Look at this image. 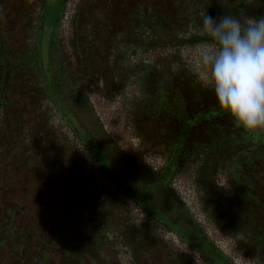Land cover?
Masks as SVG:
<instances>
[{
  "label": "trees",
  "instance_id": "trees-1",
  "mask_svg": "<svg viewBox=\"0 0 264 264\" xmlns=\"http://www.w3.org/2000/svg\"><path fill=\"white\" fill-rule=\"evenodd\" d=\"M241 10L264 15V0H87V34L82 27L80 36L87 44V100L94 114L92 98L117 108L142 155L106 132L105 147L90 148L83 201L54 192V206L62 199L73 210L81 205L77 218L39 239L24 228L16 230V241L13 230L9 239L0 234V264H104L110 253L119 256L128 248L135 254V246H145L140 250L149 257L175 253L192 260L196 251L205 264H236L209 231L244 262L264 264V136L253 139L234 126L197 61L199 48L209 43L200 30L203 15ZM99 153L110 168L99 164L95 171ZM144 155L165 164L155 168ZM78 181L86 187L82 177ZM185 194L194 197L201 217ZM137 208L153 223L137 225ZM161 226L180 247L174 240V248L159 242Z\"/></svg>",
  "mask_w": 264,
  "mask_h": 264
},
{
  "label": "flooded vegetation",
  "instance_id": "flooded-vegetation-1",
  "mask_svg": "<svg viewBox=\"0 0 264 264\" xmlns=\"http://www.w3.org/2000/svg\"><path fill=\"white\" fill-rule=\"evenodd\" d=\"M53 1L0 0V234L3 239H9L13 230L12 239L16 241V230L21 228L39 239L52 236L61 226L68 227L71 217L75 220L79 215L81 205L73 210L62 199L60 206H54L59 202L54 192L59 193L60 189L65 196L70 192L74 196L78 194L82 202L87 194L90 148L97 144L105 147L107 133L115 139L100 116L95 98L92 102L98 115L87 100V44L80 37L82 27L87 34V28L82 25L87 26V0H63L48 46V63L45 62L44 33ZM130 137L140 147L139 140ZM101 152L105 154V150ZM144 159L155 168L165 164L162 158L150 155H144ZM98 162L95 171L102 164ZM66 172L70 180L64 179ZM79 177L86 182L85 188H81ZM196 208L197 211L191 210L198 216L197 205ZM61 211L66 213L65 223L60 218ZM134 213L137 225L153 223L146 220L139 208ZM212 232L209 234L215 238ZM157 233L161 234L160 243L162 240L174 248L170 244L174 240L180 247L176 236L165 227L161 226ZM215 239L223 249L219 239ZM144 247L135 246V254L128 248L127 253L119 256L110 253V262L104 264H205L196 251L190 252L192 260L184 259L182 254L152 255L150 251L149 257L140 250ZM230 249L233 255L226 253L239 264L233 247Z\"/></svg>",
  "mask_w": 264,
  "mask_h": 264
},
{
  "label": "clouds",
  "instance_id": "clouds-1",
  "mask_svg": "<svg viewBox=\"0 0 264 264\" xmlns=\"http://www.w3.org/2000/svg\"><path fill=\"white\" fill-rule=\"evenodd\" d=\"M200 30L209 41L197 53L205 85L236 128L253 139L264 136V15L206 12Z\"/></svg>",
  "mask_w": 264,
  "mask_h": 264
},
{
  "label": "rangeland",
  "instance_id": "rangeland-1",
  "mask_svg": "<svg viewBox=\"0 0 264 264\" xmlns=\"http://www.w3.org/2000/svg\"><path fill=\"white\" fill-rule=\"evenodd\" d=\"M62 4H63V0H54L51 5L49 16L47 18V24L44 33L45 34L44 43H43V53H44L45 62L47 63H48V53H49L48 46H49L50 38L53 32L54 23L56 22L57 14L61 9ZM96 106L98 108L102 120L104 121L111 135L117 140V142L126 151L134 155L140 156L142 154L141 148L137 145V142L130 137L129 133L126 130H123V128L121 127V115L119 110L113 107H109V108L104 107L103 104H101L98 100H96ZM98 155L100 156V160L102 164L105 167H107V169L110 168L107 157L103 153H99ZM178 188L182 193H185V191H187L183 184H179ZM190 196L191 194H185L184 197L186 199V202L192 209L197 211L194 197L192 196L190 197ZM196 214L199 215L198 212H196ZM212 235L213 237L219 239L220 241L219 244L224 249L225 252H227L230 255H233L229 245H227L224 241L220 240V238H218L214 232H212ZM235 259L239 262V264H247L246 262L238 258L236 255H235Z\"/></svg>",
  "mask_w": 264,
  "mask_h": 264
}]
</instances>
